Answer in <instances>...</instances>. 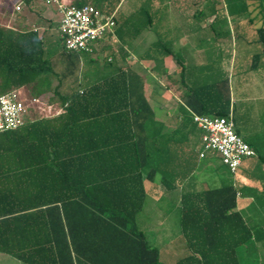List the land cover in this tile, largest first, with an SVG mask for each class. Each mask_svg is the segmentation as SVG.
Segmentation results:
<instances>
[{
    "label": "trees",
    "instance_id": "trees-1",
    "mask_svg": "<svg viewBox=\"0 0 264 264\" xmlns=\"http://www.w3.org/2000/svg\"><path fill=\"white\" fill-rule=\"evenodd\" d=\"M122 1L71 4L112 14ZM205 1L206 8L196 4L191 20L181 19L210 46L205 65L188 67L178 60L183 121L171 134L162 133L136 68L117 59L103 65L90 59L86 67L82 54L93 52L66 51L59 30L50 32L59 23L43 32L0 25V95L29 89L31 97H43L57 81L50 100L64 108L58 116L0 133V253L24 264H165L138 225L145 183L161 175L163 188L173 191L191 175L188 161L199 154L190 135H202L194 114L232 115L236 133L250 140V116L243 102L238 112L232 79L264 70V0H225L224 6ZM160 10L145 0L129 16L116 14L122 43L158 27ZM161 47L155 42L147 57H156ZM246 139L258 156L260 143ZM245 188L231 178L219 189L183 190V254L174 264H240L241 247L264 249V190L251 194L261 214L254 223L238 207L239 195L253 191Z\"/></svg>",
    "mask_w": 264,
    "mask_h": 264
},
{
    "label": "crops",
    "instance_id": "crops-1",
    "mask_svg": "<svg viewBox=\"0 0 264 264\" xmlns=\"http://www.w3.org/2000/svg\"><path fill=\"white\" fill-rule=\"evenodd\" d=\"M12 1L13 0H0V25L3 27L5 26L22 32L27 31L31 28L32 21L35 18L37 19L39 10L44 11L46 14L45 17L53 15V17L57 18L59 23L60 17L58 16L57 9H50L42 0H30L29 6L24 0H14L15 3ZM67 1L73 3L78 0ZM82 1L88 2L92 0ZM142 2L144 1L142 0ZM199 2H201L202 8L207 7L208 2L205 0H154L156 7L161 9L159 18H161L162 21L158 23L157 28L147 29L137 38H127L125 43H122L119 39L117 30L115 29L113 34L107 35L103 40L92 46V54H100L109 49L114 50L115 55H113L110 60L117 59L120 65L131 66L140 72L145 79L146 94L155 112L156 119L162 124L163 134L175 132L179 129L183 121V102L180 97L181 90L179 89L180 68L178 60L188 67L202 66L208 62L205 52L207 47L210 46L209 43L199 41L198 33L191 28L183 27L184 23L181 21V19L185 17L191 20V17L196 12V4ZM38 3H41L42 6H39ZM193 8H195L194 12L192 11ZM20 13H22V15H20ZM12 15L16 16V22L13 23V20L9 21L10 24H14L13 27L1 23L2 20L7 18L13 19ZM129 15L130 14H127V16ZM211 21L212 19H209L202 26L205 28ZM147 32L154 34L155 38L147 41L144 45H140L139 40ZM155 42H162L163 47L158 49L156 57L148 58L147 53ZM121 44L125 47L124 49L120 47ZM221 46L223 47L225 45L222 44ZM168 51H171L172 54H169ZM84 63L86 66V62ZM154 67L157 68L156 72L152 71ZM1 82L2 78L0 75V84ZM245 98L246 96L241 99ZM186 132H188V130H184V133ZM196 134L197 132L190 135V143L195 146L197 145L196 147L198 150L196 149V154L198 155L201 146V135L196 137ZM180 137H183V135ZM241 137L245 139V136L241 135ZM253 159L261 158L256 156L245 160L238 171L232 173L222 163L218 155L210 153L204 159H200V157L189 159V166L194 170L183 183L179 184V186H175L173 191H167L163 188L161 185V175L157 176L150 189L147 188V183L151 182L145 183L146 202L138 218V225L145 233L149 243L153 247L159 249L162 261L163 258H177L175 256L176 250H181L182 231L180 218L183 190L201 191L219 189L225 181H229L232 178L235 185L246 187L244 190H247V188L248 190H253L252 193L244 192V194L239 195V210L242 211L246 218H250V215H248V213H246V215L245 212H253L254 223L261 219V214L259 213L260 208L251 194H253V192L260 194L264 190V169L261 168L260 162L252 161ZM239 171H241V176L237 177ZM159 191H161L160 194ZM151 194L154 195L151 196ZM241 201L243 203H241ZM167 202L171 204V208L165 209ZM176 209L180 214L177 221V231L176 220L174 224H171V213H168V211ZM172 227L175 228L173 231L171 229ZM177 242L179 243L178 248L173 245ZM0 264L24 263L8 254L0 253Z\"/></svg>",
    "mask_w": 264,
    "mask_h": 264
},
{
    "label": "built area",
    "instance_id": "built-area-1",
    "mask_svg": "<svg viewBox=\"0 0 264 264\" xmlns=\"http://www.w3.org/2000/svg\"><path fill=\"white\" fill-rule=\"evenodd\" d=\"M42 1L57 9L58 30L68 52H91L93 44L115 31L116 12L106 14L92 5L77 7L67 0ZM32 109L40 117H54L64 112V108L51 103L49 97H31L22 93V89L14 90L0 95V133L24 126ZM193 121L202 132L200 159L210 153L216 154L232 173H236L245 160L257 156L250 144L236 133L232 115L213 118L194 114Z\"/></svg>",
    "mask_w": 264,
    "mask_h": 264
},
{
    "label": "rangeland",
    "instance_id": "rangeland-1",
    "mask_svg": "<svg viewBox=\"0 0 264 264\" xmlns=\"http://www.w3.org/2000/svg\"><path fill=\"white\" fill-rule=\"evenodd\" d=\"M17 1V0H15ZM13 0L12 2L15 3ZM145 1V0H143ZM222 6L225 5V0H219ZM39 6H42L41 3H38ZM143 5L142 0H123L122 4L120 5L119 9L117 10V15L118 18H123L124 16L126 17L127 14H132V12H135L139 7ZM44 6V5H43ZM15 8V7H14ZM13 8V10H14ZM50 9H53L55 7H49ZM192 11H195V8L192 9ZM23 13V12H22ZM20 13V15H22ZM19 14V13H17ZM42 14V15H41ZM44 11H38V16L37 19L35 18L32 21V25L30 26L31 28H38L40 32H43L45 28H48L49 24H56L58 23L57 18L53 17V15H49L45 17ZM59 16V15H58ZM16 16L12 15L13 19L7 18L5 20H2L3 25L7 26H14V24H10V20H13L12 22H16ZM168 21V20H167ZM5 27V26H4ZM29 27V28H30ZM157 28V27H156ZM246 29L247 34H250L249 36H253V29L252 27H248ZM116 29V28H115ZM52 34L58 33V29H52L50 31ZM155 38V35L152 33L147 32L144 34L141 39L139 40V44L144 45L147 43V41H150L151 39ZM128 45V44H126ZM121 48H125L122 44L120 45ZM129 47V46H128ZM115 55L114 50H105L102 53H94V54H82V59L84 62H87L90 59H95L97 62H99L100 65H103L106 63L109 59H111ZM57 81L53 83L52 90L49 92V94L46 95V97L53 98L54 92L53 89L57 85ZM232 91H233V98L234 101L237 102L238 100V112H239V104L242 103V110H246V115L250 116L247 118L246 121V129L250 133L251 138L245 139L249 141H254L255 143H260L258 148V156L264 157V70H261L260 72H251L250 74L246 76H240L238 77H233L232 79ZM31 90L29 89H22V93L27 94L30 96ZM2 93V92H0ZM245 99H241L244 98ZM240 99V101H239ZM39 113L37 111H34L33 109L30 110L29 115H28V120L32 121L37 118H39ZM239 117V116H238ZM252 161H258L260 162L261 168L264 169V161L263 159H253ZM251 161V162H252ZM241 176V171L237 173V177ZM152 183H147V188L150 189ZM161 191H159L160 194ZM154 194H151V196ZM152 199V197H151ZM243 201V200H242ZM241 201V203H243ZM162 207V205H161ZM171 208V204H168V202L165 205V209ZM167 212V211H166ZM168 213H171V218H170V223L174 224L176 220V231H177V221L179 218V212L178 210H170ZM248 213L250 215V219L253 220L254 218V213L253 212H245V214ZM247 215V214H246ZM172 231L175 229L174 227L171 228ZM183 243V242H182ZM176 248H178L179 243L177 242L176 244H173ZM181 251V252H180ZM259 251V252H258ZM258 251H253V252H247L245 247H241L238 251V256L240 260V264H262V257L264 256V249L260 248ZM183 254V245L181 244V250H176V257L174 259H165L163 258V261L165 264H174L178 258L182 257Z\"/></svg>",
    "mask_w": 264,
    "mask_h": 264
}]
</instances>
